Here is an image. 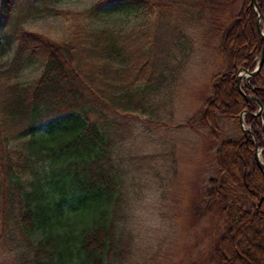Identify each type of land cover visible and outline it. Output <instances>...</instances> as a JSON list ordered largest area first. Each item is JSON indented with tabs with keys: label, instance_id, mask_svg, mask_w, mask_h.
I'll list each match as a JSON object with an SVG mask.
<instances>
[{
	"label": "trees",
	"instance_id": "16d2710c",
	"mask_svg": "<svg viewBox=\"0 0 264 264\" xmlns=\"http://www.w3.org/2000/svg\"><path fill=\"white\" fill-rule=\"evenodd\" d=\"M20 1L0 0V49L13 51L0 70V247H12L11 264L124 263L126 200L109 156L122 128L113 116L145 111V89L165 76L166 47H179L181 32L200 23L219 37L225 69L183 128L202 125L219 139L223 122L238 120V137L216 150L218 175L202 201L207 214L216 207L220 217L211 257L213 264H264V174L254 160L256 142L264 163V110L255 115L254 102L264 106V64L248 84L240 82L244 95L236 83L240 69L256 68L263 46L264 23L257 25L250 0L237 12L229 11L234 0H96L82 11L53 10L68 22L61 38L21 25L3 33ZM257 3L264 20V0ZM114 14L140 19L115 32L87 26ZM35 62L41 75L16 82ZM13 141L21 145L12 149Z\"/></svg>",
	"mask_w": 264,
	"mask_h": 264
},
{
	"label": "rangeland",
	"instance_id": "374dc122",
	"mask_svg": "<svg viewBox=\"0 0 264 264\" xmlns=\"http://www.w3.org/2000/svg\"><path fill=\"white\" fill-rule=\"evenodd\" d=\"M95 1L21 0L3 33L11 34L12 28L21 25L61 38L68 22L53 10L82 11ZM234 1L231 12L241 5V0ZM138 20L133 14H114L94 18L87 26L115 32L134 28ZM181 33L185 39L179 47L169 45L163 55L165 76L145 89V111L113 116L121 123L117 129L122 130L113 133L109 156L111 164L120 168L122 198L126 200L120 225L128 231L130 242L129 256L121 257L123 264H213L211 243L218 237L220 217L214 214L216 207L207 214L202 201L210 187L208 180L218 175L216 150L225 139L238 137V120L224 121L219 139L211 138L202 125L183 128L211 95L212 79L225 65L219 54V37L205 24H191ZM12 57L11 49H0V70L8 67ZM41 72L42 64L32 63L21 69L15 81L30 83ZM241 82L249 83L244 78ZM20 145L13 141L10 148ZM10 248L2 251L0 247V264H11L15 258Z\"/></svg>",
	"mask_w": 264,
	"mask_h": 264
},
{
	"label": "water",
	"instance_id": "95a60500",
	"mask_svg": "<svg viewBox=\"0 0 264 264\" xmlns=\"http://www.w3.org/2000/svg\"><path fill=\"white\" fill-rule=\"evenodd\" d=\"M250 5L251 7L256 11L257 13V25L259 26L261 22L264 23V20H263V16L261 14V10H259V7H258V3H257V0H250ZM259 28V27H258ZM260 31V39H261V42H263V46H262V49H261V55L257 61V65H256V68L253 70V71H248V70H243V69H240L238 72H237V78H236V83H237V86H239V91L242 95L243 92L241 90V85H240V82H241V79H245L246 81H249L250 79L254 78L256 76V73L259 72V70L261 69V67L263 66V62H264V27L263 29H259ZM254 102L256 103V105L258 106V112L257 114L255 115H258V113H262L263 110H264V106H262L260 100L257 98V99H254ZM239 118V124H240V128L242 129V131L244 132V136H246L250 129L248 128H245L244 127V117H243V114L239 115L238 116ZM254 149H255V153H254V160L256 162V166L257 168L263 172L264 174V163L262 161V159L260 158V152L262 150H259L258 149V144L255 142L254 144Z\"/></svg>",
	"mask_w": 264,
	"mask_h": 264
},
{
	"label": "bare ground",
	"instance_id": "6f19581e",
	"mask_svg": "<svg viewBox=\"0 0 264 264\" xmlns=\"http://www.w3.org/2000/svg\"><path fill=\"white\" fill-rule=\"evenodd\" d=\"M251 6V5H250ZM258 30V29H257ZM248 136V135H247Z\"/></svg>",
	"mask_w": 264,
	"mask_h": 264
}]
</instances>
